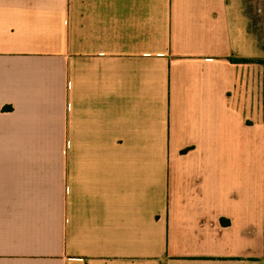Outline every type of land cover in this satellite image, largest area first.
<instances>
[{
    "label": "crops",
    "instance_id": "1",
    "mask_svg": "<svg viewBox=\"0 0 264 264\" xmlns=\"http://www.w3.org/2000/svg\"><path fill=\"white\" fill-rule=\"evenodd\" d=\"M250 20L0 0V264H264Z\"/></svg>",
    "mask_w": 264,
    "mask_h": 264
},
{
    "label": "rangeland",
    "instance_id": "2",
    "mask_svg": "<svg viewBox=\"0 0 264 264\" xmlns=\"http://www.w3.org/2000/svg\"><path fill=\"white\" fill-rule=\"evenodd\" d=\"M243 8L249 14L250 25L256 36V98L264 122V63L257 62L258 59H264V0H243Z\"/></svg>",
    "mask_w": 264,
    "mask_h": 264
},
{
    "label": "trees",
    "instance_id": "3",
    "mask_svg": "<svg viewBox=\"0 0 264 264\" xmlns=\"http://www.w3.org/2000/svg\"><path fill=\"white\" fill-rule=\"evenodd\" d=\"M233 61L242 62V61H248V60L247 59L239 58V59H234ZM257 62L260 63V64H262V63H264V59H258Z\"/></svg>",
    "mask_w": 264,
    "mask_h": 264
}]
</instances>
